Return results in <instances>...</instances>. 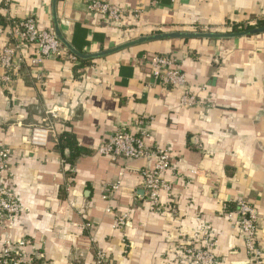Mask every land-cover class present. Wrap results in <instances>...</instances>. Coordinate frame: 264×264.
<instances>
[{
    "label": "crops",
    "instance_id": "1",
    "mask_svg": "<svg viewBox=\"0 0 264 264\" xmlns=\"http://www.w3.org/2000/svg\"><path fill=\"white\" fill-rule=\"evenodd\" d=\"M103 1L141 13L116 26L89 11V0H55L60 32L76 50L96 53L143 35L264 18V0ZM52 2L9 0L0 9V47L7 43L10 19L33 16L40 28L53 30ZM22 52L29 55L32 48ZM145 52L173 54L201 103L181 106L183 88L154 84L136 64ZM86 60L80 66L53 56L44 61L42 83L25 68L0 87V147L11 150L6 180L21 204L16 223L3 233L25 236L27 249L40 252L44 264H94L97 249L110 264H177L173 251L180 236L209 231L217 264H256L247 257L235 216L220 212L223 203L232 210L243 197L259 214L264 264V32L151 40ZM142 115L153 118L147 143L170 149L163 178L172 184L176 215L154 211L145 197L140 171L153 160L126 162L96 153L117 127ZM49 125L47 144H30L31 129ZM64 133L84 151L70 167L58 150ZM114 184L110 200H103V189ZM118 213L127 214L125 226L114 225ZM198 245L207 247L201 237Z\"/></svg>",
    "mask_w": 264,
    "mask_h": 264
},
{
    "label": "built area",
    "instance_id": "2",
    "mask_svg": "<svg viewBox=\"0 0 264 264\" xmlns=\"http://www.w3.org/2000/svg\"><path fill=\"white\" fill-rule=\"evenodd\" d=\"M9 0H0V9L6 10ZM89 11L102 16L110 24L121 26L124 17L129 16L136 21L140 10H126L110 2L103 0H89ZM8 33L7 43L0 47V87H8L16 78L20 77L25 68L30 71L41 83L44 80V61L53 56L64 55L71 61L76 57L58 40L54 30L40 28L33 16L21 19H10L6 27ZM206 29V28H205ZM202 29V31H205ZM218 29V28H217ZM215 29V30H217ZM3 28L0 27V33ZM31 47L29 55L23 54V49ZM177 58L165 52H145L136 58V64L146 69L152 82L164 88H183L180 97L181 106H196L201 103L186 86V77L176 65ZM54 109L48 113L54 116ZM152 117L142 115L136 117L131 124H123L117 127L112 134L107 136L96 149L99 155L108 156L112 160H124L130 162L136 159L153 160L152 166H144L140 174L142 176V188L151 208L160 213L176 215L177 205L172 193V184L163 178V173L170 168V149L155 144L147 143L150 135L149 129ZM53 133L52 126H34L29 134V142L36 146H45L49 136ZM10 148L0 147V264H44L40 263L42 254L37 250L27 249L29 240L25 236L9 237L3 232L16 223L21 212V204L18 194L12 185L7 183V167L10 160ZM118 188V184L107 186L103 189L101 198L110 200L111 192ZM235 207L227 209V204H222L221 213L231 218L235 216V223L239 228L245 252L249 260L260 264L263 250L258 242L259 214L256 207L246 198L240 197L235 201ZM111 211V207L107 208ZM115 226H125L127 214H115ZM84 229L90 227L84 223ZM204 240L207 247L198 245ZM203 239V240H202ZM216 241L211 238L209 231L202 236L192 231L190 234L180 236L179 245L175 248L174 256L179 259L177 264H217L218 259L213 253ZM94 264H110L108 255L101 249L94 252Z\"/></svg>",
    "mask_w": 264,
    "mask_h": 264
},
{
    "label": "water",
    "instance_id": "3",
    "mask_svg": "<svg viewBox=\"0 0 264 264\" xmlns=\"http://www.w3.org/2000/svg\"><path fill=\"white\" fill-rule=\"evenodd\" d=\"M53 7V20H54V33L58 40L67 48V50L73 54L75 57L80 59H89V58H95L98 56H103L105 54H109L111 52L120 50L122 48L136 45L139 43L151 41V40H159V39H167V38H182V39H188V38H206V39H222V38H233V37H239V36H248V35H254L264 32V25L262 26H255L251 28H246L238 31H226V32H218V31H171V32H160L156 34L151 35H143L136 39L130 40L128 42L122 43L118 46H115L113 48H110L108 50H102L96 53H83L75 48H73L62 36L58 22L55 15V0L52 2Z\"/></svg>",
    "mask_w": 264,
    "mask_h": 264
},
{
    "label": "trees",
    "instance_id": "4",
    "mask_svg": "<svg viewBox=\"0 0 264 264\" xmlns=\"http://www.w3.org/2000/svg\"><path fill=\"white\" fill-rule=\"evenodd\" d=\"M264 25V18L261 19H257L254 22H236V23H231L229 24V26L227 27L228 31H238V30H242V29H246V28H251V27H255V26H262ZM192 30L190 31H197L200 32L202 31L201 28H199L198 26H193L191 28ZM76 61H78L80 64V66L84 65V64H88L90 62V60H86V59H80L76 57ZM59 146H58V150L61 153V157L65 162V165L67 167L72 166V160L76 157V155H78L79 153H83L84 151L82 149H78L76 148V143L74 141L73 136L70 133H64L59 137ZM65 149L70 150V154L67 156L64 151Z\"/></svg>",
    "mask_w": 264,
    "mask_h": 264
},
{
    "label": "rangeland",
    "instance_id": "5",
    "mask_svg": "<svg viewBox=\"0 0 264 264\" xmlns=\"http://www.w3.org/2000/svg\"><path fill=\"white\" fill-rule=\"evenodd\" d=\"M205 31L207 32V31H218V32H226V31H228V29L227 28H218L217 30H213V29H205Z\"/></svg>",
    "mask_w": 264,
    "mask_h": 264
}]
</instances>
